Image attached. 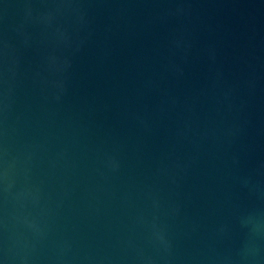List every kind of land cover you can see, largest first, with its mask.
Instances as JSON below:
<instances>
[{
    "label": "water",
    "instance_id": "water-1",
    "mask_svg": "<svg viewBox=\"0 0 264 264\" xmlns=\"http://www.w3.org/2000/svg\"><path fill=\"white\" fill-rule=\"evenodd\" d=\"M0 264H264V0H0Z\"/></svg>",
    "mask_w": 264,
    "mask_h": 264
}]
</instances>
